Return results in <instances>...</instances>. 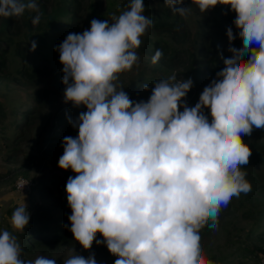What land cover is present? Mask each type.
Segmentation results:
<instances>
[{"label": "clouds", "instance_id": "clouds-1", "mask_svg": "<svg viewBox=\"0 0 264 264\" xmlns=\"http://www.w3.org/2000/svg\"><path fill=\"white\" fill-rule=\"evenodd\" d=\"M164 3L185 19L191 12L184 0ZM192 4L201 13L230 5L242 37L240 47L228 48L231 56L219 53L225 67L194 107L185 99L194 85L191 77L173 74L155 81L146 101H133L118 83L121 73L139 67L136 50L153 25L144 0H129L111 22L92 19L90 29L69 33L56 46L64 101L87 109L69 117L78 136L63 138L58 161L60 168L77 173L66 184L69 230L85 250L94 241L106 244L118 257L114 264H211L203 254L201 230L218 228L231 200L252 191L242 171L252 149L243 137L264 129V0ZM25 12L35 13L32 23L39 24L37 0H0V17L20 18ZM227 36L230 44L236 39L231 26ZM36 48L32 41L30 51ZM162 56L157 49L152 62ZM29 222L27 205L20 204L11 215L12 228L22 233ZM22 253L17 236L0 231V264H57L43 255L25 260ZM63 264L98 262L94 253L70 254Z\"/></svg>", "mask_w": 264, "mask_h": 264}, {"label": "trees", "instance_id": "trees-1", "mask_svg": "<svg viewBox=\"0 0 264 264\" xmlns=\"http://www.w3.org/2000/svg\"><path fill=\"white\" fill-rule=\"evenodd\" d=\"M98 1L37 0L42 13L37 25L32 23L35 13L25 12L24 16L20 18L0 17V73H5V70H8L7 67L11 70L10 66H13L15 71L13 78L16 80L23 78V81L34 87L32 105L19 111L21 115H18L16 110L13 111L15 114L12 120V124L15 123L13 129L14 132L16 129L19 130V133L15 136V141L26 134L35 119L41 117V110L38 111L37 106L46 97L47 88L37 86V84L44 77V73L54 69L56 75L60 76L55 82L57 88L61 91L66 88V85L62 82L63 64L60 62V54L56 50V46L61 43L59 41L60 36L64 38L63 34H65V32H62L61 27L62 18H66V25L73 30H77L81 20L85 19L89 26L88 29H90L92 19L107 20L112 18L114 14L119 16L127 10L129 4V0H108L107 8L103 9L98 6ZM83 2L88 9V13L84 17L82 11H80ZM187 3L196 7V10L200 12L198 7L192 4V0H184L183 6H187ZM117 4L119 5L116 6ZM144 4L146 6L144 14L150 16L153 25L149 28L147 34L141 37L143 44L136 50L140 58L139 68L133 66L131 71L121 73L119 83L133 101H146L151 95V89L154 87L153 83L155 81L168 78L173 74L177 76V79L191 77L194 85L189 92H192L195 86H199L201 89L189 105L194 107L199 101L204 88L216 78V73L225 67L219 54V46L224 44L229 48L230 46L240 47L242 45V37L238 35L239 30L236 29L234 24L236 13L231 10L230 5L223 4H219L205 13L200 12L203 22L200 23L199 18L197 21L200 26L191 33L187 19L179 14H174L166 6L164 0H144ZM180 6L177 5V7ZM78 18L81 19L78 20ZM229 26L233 28L234 34H236V39L231 44L227 36ZM32 41L37 42L35 51H30ZM187 42H192L193 45L184 46ZM157 49L163 51V56L158 63L154 64L152 57ZM231 55L228 49L224 50L223 57L227 58ZM136 68L138 69L133 73L132 71ZM8 74L10 75L7 72L4 76H9ZM0 78L3 79L4 77L0 76ZM9 78L12 80L10 76ZM145 83L149 84L148 90L143 88ZM71 103H63L55 111L48 113L47 116L45 113L44 121L41 123V125H44L41 128L42 131L40 130L41 133L47 132L42 141V149L45 151L60 150L63 148L62 141L65 136L75 137L78 133L76 131L78 127L74 128L69 123V117L75 119L81 111H87V109L85 106L73 108L70 105ZM181 111H183V108H181ZM205 112L211 122L210 109H205ZM3 115L4 111L0 103V119L3 118ZM60 123L64 124L63 132L56 129ZM260 135L264 136V129H254L251 136L245 135L243 137L252 149L249 164L242 167V171L247 172L246 178L252 184V191L246 195L241 194L239 198L234 197L229 205L221 211L219 217L231 208L236 207V200H238V203L240 201L245 202L243 198L246 201H259L264 195V144H260L255 140L251 141V139L260 137ZM8 157L10 158V156ZM17 170L22 173L19 175L28 176L23 163H20ZM57 179L58 195L51 199L52 203L58 207L54 212H51L48 206L52 204L51 201H44L45 205H42L39 209V206H34V202H37L35 192H39H36L38 196H40V193L42 195L47 190L49 182L45 180L37 184L36 181L33 185L29 196L31 200V206L28 207L30 212L29 225L22 233L15 231L13 233L21 244L23 255L34 253L36 250L46 251L65 246L83 247L75 240L73 233L69 230L71 222L68 217L72 214V210L67 201L66 181L60 176ZM13 183H15V180ZM42 200H44L43 197ZM252 210L251 217H253L254 223L244 239L239 241L250 240L251 243L236 245V248L233 249L232 243H234V240L229 239L226 246L228 250L232 249L231 251L227 253H224L221 249L215 250L216 252L209 250L208 253L203 251L206 261H210L211 264H233L230 256L239 253V255L253 257L258 264H261L260 253L264 252V205L262 207L257 205ZM57 225L58 227H56ZM65 225H68V227H65ZM200 234L202 236L201 245L204 250L206 246L210 247L209 243H211L215 231L205 227ZM97 239L103 240L104 238L102 234H98ZM90 250L91 254H95L98 264H108L110 261L108 259L114 256L110 253L106 244L98 245L95 241ZM79 254L84 256L83 253ZM238 264H244V262Z\"/></svg>", "mask_w": 264, "mask_h": 264}, {"label": "rangeland", "instance_id": "rangeland-1", "mask_svg": "<svg viewBox=\"0 0 264 264\" xmlns=\"http://www.w3.org/2000/svg\"><path fill=\"white\" fill-rule=\"evenodd\" d=\"M108 0H99L97 2L98 6L105 9L107 8ZM117 4L116 6H118ZM187 6H190L187 3ZM186 7V6H185ZM87 5L83 2L81 4L80 11H82L83 17L88 13ZM200 18V23L203 22L202 15L200 12L196 10V7L191 5V12L189 16L186 18L188 21V25L190 27L191 33H193L199 25L198 19ZM81 18H78L80 20ZM109 22L112 21V18L107 19ZM62 32H65L64 38H59V41L62 43L69 33H82L85 29H88L87 20L82 19L79 23V27L77 30L70 29L69 26L66 25V18H62L61 22ZM54 34V33H52ZM58 34V33H57ZM192 42H187L184 46H192ZM228 49L227 45L219 46L220 52H224V50ZM139 56V55H138ZM140 62V58H139ZM139 68V67H138ZM138 68L134 69L132 72L134 73ZM8 70H5V73H10L9 76H4L5 73H0V76L4 78H0V103L1 108L4 111L3 118L0 119V231L8 230L12 233L17 232L12 228L11 225V215L14 209L20 204L26 203L27 208L31 203L29 198L30 193L19 191L15 188L14 180L17 175L22 174L18 172L17 168L20 163H23L26 168L27 177L32 178L37 181V184L40 181L47 180L49 182L47 186V190L40 196L35 192V196L37 198V202H34V206H39L38 209L45 205L43 202H49L53 197H57L58 195V182L56 180L57 177H61L66 181H68L69 176H75V173L70 168L68 170H64L59 167L58 161L59 158L63 155L64 149L56 150L54 152H47L42 149V141L46 136L47 132L41 133V128L43 125L41 123L44 121V116H46L51 111H55L60 105L65 103L64 101V90H59L55 84L56 80L60 78V76L56 75L55 70H48L44 73V77L40 80V83L37 86H45L47 89V95L37 106V110H41V117L35 119L32 122V126L26 132L24 136H21L19 139L15 141V136L19 133V130L16 129L14 132V124H12L13 117H15L14 110L17 111L18 115H21L19 111H22L28 107H30L33 103L32 94L34 87L30 84H27L21 80H16L13 77L15 76V71L13 66L7 67ZM121 76H119L120 82ZM120 84V83H119ZM201 91L199 86H195L192 92H188L186 102L188 106L191 104L192 100L197 97L199 92ZM73 108L75 107L73 103L70 104ZM45 123V122H44ZM50 125V124H48ZM64 124L60 123L56 129H59V132H63ZM41 130V131H40ZM78 131V128L77 130ZM78 136V133L76 134ZM75 136V137H76ZM257 141L260 144H264V136L260 135V137L253 138L251 141ZM10 156V158L8 157ZM29 156L28 158H26ZM24 175V174H23ZM53 180V181H51ZM14 184V186H13ZM52 190V191H51ZM39 193V192H38ZM49 196V197H47ZM42 197L44 200H42ZM238 203L236 200V207L231 208L227 213L223 214L219 217V226L214 229L215 235L209 243L210 247H205L204 252L208 253L209 250L221 249L224 253L231 251L232 249L227 248L226 243L229 239H233L234 243H232V248L235 249L236 245H246L250 244V240H240L244 239L246 233L253 225V208L257 207V205H264V195L261 197L259 201H246ZM242 200V199H241ZM40 201V202H39ZM52 203V201H51ZM53 204V203H52ZM48 205L51 209V212L56 211L57 206ZM37 208V207H35ZM60 226V225H59ZM58 227V225L56 226ZM19 241V240H18ZM256 243V242H255ZM92 249V248H91ZM91 250H85L83 247H72L65 246L58 249H50L46 251H38L34 253H29L28 255H23L22 258L25 260H35L38 256H46L48 258L56 259L57 264H63V260L68 258L70 254H79L83 253L85 257H88ZM90 252V253H89ZM262 257V253H260V258ZM118 257L113 256L109 258L108 264H114V261ZM230 259L233 264H238L239 262H244V264H258L255 258L246 257L243 255H239V253L230 256Z\"/></svg>", "mask_w": 264, "mask_h": 264}, {"label": "built area", "instance_id": "built-area-1", "mask_svg": "<svg viewBox=\"0 0 264 264\" xmlns=\"http://www.w3.org/2000/svg\"><path fill=\"white\" fill-rule=\"evenodd\" d=\"M21 181H24L25 183H27L23 189H21L18 184L21 182ZM35 184V180H33L32 178L30 177H26V176H23V175H19L17 176V178L15 179V188L19 191H22V192H26V193H30L32 191V188H33V185ZM100 234V233H97V235ZM262 254H264V252H262ZM260 262L261 264H264V256H262L260 258Z\"/></svg>", "mask_w": 264, "mask_h": 264}]
</instances>
